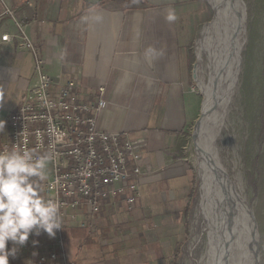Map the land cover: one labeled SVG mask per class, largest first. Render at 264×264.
<instances>
[{
  "label": "crops",
  "instance_id": "crops-1",
  "mask_svg": "<svg viewBox=\"0 0 264 264\" xmlns=\"http://www.w3.org/2000/svg\"><path fill=\"white\" fill-rule=\"evenodd\" d=\"M7 8L15 11L17 21L0 19V36L11 37L0 42V144L9 116L35 81L34 55L17 48L14 36L21 34L16 23L24 26V37L45 61L53 95L74 82L80 100L105 101L96 117L100 131L140 142L139 199L128 208L110 196L89 221L92 228L66 226L67 262L174 264L180 224L173 218L182 214L189 191L188 173L177 153L200 112L189 47L204 1L0 0V16ZM169 15L175 18L169 20ZM33 239L53 242L46 235ZM46 253L23 247L9 264H60L40 263Z\"/></svg>",
  "mask_w": 264,
  "mask_h": 264
},
{
  "label": "built area",
  "instance_id": "built-area-1",
  "mask_svg": "<svg viewBox=\"0 0 264 264\" xmlns=\"http://www.w3.org/2000/svg\"><path fill=\"white\" fill-rule=\"evenodd\" d=\"M4 17L17 21L15 11L8 8L3 10L0 19ZM16 25L21 34L14 36L17 48L34 55L35 81L9 116L0 151L10 150L15 143L35 149L37 155L45 152L52 155L48 178L42 186L45 197L59 205L61 229L49 244L39 242L33 246L30 236L24 249L46 251L39 257L40 263L69 264L62 234L66 226L92 228L89 221L97 218L102 202L110 196L121 198L128 208L139 199L140 142L131 141L121 133L100 131L96 117L105 108V101L101 97L93 102L80 100L74 82H66L53 95L54 82L45 72V61L24 37V26ZM10 40L7 33L0 36L1 43ZM102 91L99 89L100 94ZM51 126L64 133L58 142L54 143L55 138L48 131ZM37 130L41 135H37Z\"/></svg>",
  "mask_w": 264,
  "mask_h": 264
},
{
  "label": "rangeland",
  "instance_id": "rangeland-1",
  "mask_svg": "<svg viewBox=\"0 0 264 264\" xmlns=\"http://www.w3.org/2000/svg\"><path fill=\"white\" fill-rule=\"evenodd\" d=\"M203 1L205 11L189 47L191 84L200 101V112L196 123L182 138L177 153L188 173L189 191L182 214L173 218L180 224V241L173 261L174 264H209L207 220L198 207L200 180L196 153L197 144L207 143V135L213 134L215 159L226 171L236 193L246 200L256 222L258 264H264V0H243L245 19L238 42L241 48L238 46L235 90L218 129L210 123L203 124L204 96L199 78L205 83L207 70H196L201 30L214 18L210 4ZM209 116L210 113L206 119ZM120 212L117 209L116 216Z\"/></svg>",
  "mask_w": 264,
  "mask_h": 264
},
{
  "label": "bare ground",
  "instance_id": "bare-ground-1",
  "mask_svg": "<svg viewBox=\"0 0 264 264\" xmlns=\"http://www.w3.org/2000/svg\"><path fill=\"white\" fill-rule=\"evenodd\" d=\"M207 1L214 11V18L201 30L196 70H207L206 82L199 78L204 96L203 124L210 123L218 129L235 90L244 3L243 0ZM208 113L210 116L206 119ZM206 138L207 143L197 144L196 154L200 180L198 207L207 220L209 264H258L256 222L246 200L236 193L226 171L215 159L214 135L209 134Z\"/></svg>",
  "mask_w": 264,
  "mask_h": 264
},
{
  "label": "clouds",
  "instance_id": "clouds-1",
  "mask_svg": "<svg viewBox=\"0 0 264 264\" xmlns=\"http://www.w3.org/2000/svg\"><path fill=\"white\" fill-rule=\"evenodd\" d=\"M174 18L168 16L169 20ZM3 129L0 121V131ZM48 131L54 143L64 135L55 126ZM37 135H41L39 130ZM52 158L48 152L37 155L35 149L15 143L10 150L0 151V264L15 259L30 236L55 238L61 229L58 203L43 194ZM32 243L36 246L39 240Z\"/></svg>",
  "mask_w": 264,
  "mask_h": 264
}]
</instances>
